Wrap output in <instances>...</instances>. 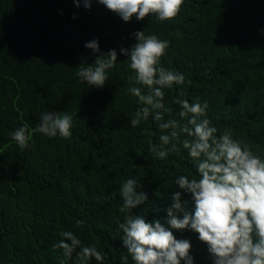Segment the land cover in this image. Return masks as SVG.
<instances>
[{"label": "trees", "instance_id": "1", "mask_svg": "<svg viewBox=\"0 0 264 264\" xmlns=\"http://www.w3.org/2000/svg\"><path fill=\"white\" fill-rule=\"evenodd\" d=\"M137 30L170 41L161 64L186 77L183 86L164 89L172 109L165 120L183 123L174 102L182 87V98L208 102L217 134L231 129L264 153V0H184L180 14L164 22H125L97 0L90 10L74 0H0V264H61L63 252L52 245L62 230L97 246L104 259L88 264H123L116 221H123L119 188L129 178L149 198L132 211L149 221L166 218L177 191L192 207L190 194L175 184L179 175H198L187 151L155 159L148 140L159 143L157 123L150 115L130 125L140 105L127 94L126 57L118 55L102 88L75 75L79 64L95 61L87 41L98 38L101 52H119L136 42L130 34ZM49 110L73 116L69 139L35 130L39 113ZM25 124L33 137L22 150L10 133ZM172 231L191 242L194 264H213L198 233Z\"/></svg>", "mask_w": 264, "mask_h": 264}, {"label": "clouds", "instance_id": "2", "mask_svg": "<svg viewBox=\"0 0 264 264\" xmlns=\"http://www.w3.org/2000/svg\"><path fill=\"white\" fill-rule=\"evenodd\" d=\"M108 10L129 22L133 16L138 21L146 16H155L157 21L175 19L181 12L184 0H97ZM76 7L91 9L93 0H74ZM76 18V14L73 15ZM264 31V30H262ZM135 43L130 47L121 44L119 52L110 49L101 52L99 40L85 43L96 56L94 63L82 62L75 75L81 83L102 88L109 78V70L115 67L118 55L126 57L131 72L127 94L137 98L140 105L131 116L133 129L151 115L160 130L159 143L149 138L148 151L155 159H166L170 153L179 155L186 150L188 158L198 173L197 176L179 175L175 184L191 196L192 207L181 201V192H174L167 216L162 221H149L145 215L132 210L148 201V194L136 179L122 182L119 194L123 200L120 212L123 221L117 219V229L126 248L120 259L128 264H194L189 254L192 247L187 239H177L175 230L190 229L198 233V239L207 245L213 264H264V153L246 140L234 137L231 129L218 133L207 118V101L197 98L190 102L181 87L174 102L179 105L176 119L165 120L171 108L164 103L165 88L183 86V73L165 68L161 58L170 47V41L156 33L134 31L130 34ZM177 37L181 35L179 31ZM190 83V81H189ZM73 116L67 111H44L39 113L36 131L50 138L69 139L72 136ZM149 136L147 129L143 130ZM20 149L29 147L33 133L28 125H22L10 133ZM97 203L101 197H96ZM84 220L77 219L76 227L83 228ZM60 240L52 245L53 250L63 252L61 264H88L104 256L95 244L83 246L71 230H62Z\"/></svg>", "mask_w": 264, "mask_h": 264}]
</instances>
